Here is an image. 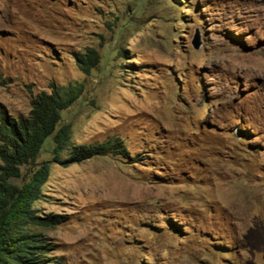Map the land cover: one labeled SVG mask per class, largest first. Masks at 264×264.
Returning <instances> with one entry per match:
<instances>
[{
	"label": "rangeland",
	"instance_id": "obj_1",
	"mask_svg": "<svg viewBox=\"0 0 264 264\" xmlns=\"http://www.w3.org/2000/svg\"><path fill=\"white\" fill-rule=\"evenodd\" d=\"M76 84L71 145L119 139L129 157L65 165L50 138L22 166L16 185L50 163L35 207L64 219L36 229L53 256L264 264V0H0V120Z\"/></svg>",
	"mask_w": 264,
	"mask_h": 264
},
{
	"label": "trees",
	"instance_id": "obj_2",
	"mask_svg": "<svg viewBox=\"0 0 264 264\" xmlns=\"http://www.w3.org/2000/svg\"><path fill=\"white\" fill-rule=\"evenodd\" d=\"M76 60L85 74L99 64L95 49L78 54ZM83 85L53 87L33 100L28 117H9L0 120V264H65L52 255V243L38 228H54L63 222L59 215H41L35 203L43 197V187L50 174L45 162L21 185L13 180L22 176V166L34 163L46 142L52 138L53 160L65 165L81 163L97 156L110 154L129 157L119 139L96 145L72 146V126L63 124V112L83 94ZM69 152L68 157L62 155Z\"/></svg>",
	"mask_w": 264,
	"mask_h": 264
},
{
	"label": "water",
	"instance_id": "obj_3",
	"mask_svg": "<svg viewBox=\"0 0 264 264\" xmlns=\"http://www.w3.org/2000/svg\"><path fill=\"white\" fill-rule=\"evenodd\" d=\"M194 47H195L196 49H198V48L200 47L199 37H197L196 42L194 43Z\"/></svg>",
	"mask_w": 264,
	"mask_h": 264
}]
</instances>
